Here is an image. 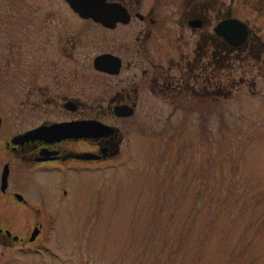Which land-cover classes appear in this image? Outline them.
Listing matches in <instances>:
<instances>
[{"label": "flooded vegetation", "instance_id": "flooded-vegetation-1", "mask_svg": "<svg viewBox=\"0 0 264 264\" xmlns=\"http://www.w3.org/2000/svg\"><path fill=\"white\" fill-rule=\"evenodd\" d=\"M238 94L264 101V0H0V194L32 211L0 242L40 233L16 173L67 191L69 172L118 162L141 114L200 117Z\"/></svg>", "mask_w": 264, "mask_h": 264}, {"label": "rangeland", "instance_id": "rangeland-1", "mask_svg": "<svg viewBox=\"0 0 264 264\" xmlns=\"http://www.w3.org/2000/svg\"><path fill=\"white\" fill-rule=\"evenodd\" d=\"M253 98L200 117L141 114L118 162L69 172L67 191H49V173H16L41 228L0 242V264H264V101ZM1 195L0 222L27 232L32 211Z\"/></svg>", "mask_w": 264, "mask_h": 264}, {"label": "water", "instance_id": "water-1", "mask_svg": "<svg viewBox=\"0 0 264 264\" xmlns=\"http://www.w3.org/2000/svg\"><path fill=\"white\" fill-rule=\"evenodd\" d=\"M227 27H224V28H226V29H228V28H233V27H237V28H240V25L239 24H236L235 22H230L228 25H226ZM36 233V230H33L32 232H31V237L30 238H32L33 237V235Z\"/></svg>", "mask_w": 264, "mask_h": 264}]
</instances>
